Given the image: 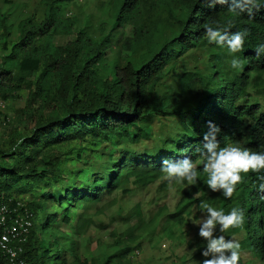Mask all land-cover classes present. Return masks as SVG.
<instances>
[{
  "label": "trees",
  "instance_id": "trees-1",
  "mask_svg": "<svg viewBox=\"0 0 264 264\" xmlns=\"http://www.w3.org/2000/svg\"><path fill=\"white\" fill-rule=\"evenodd\" d=\"M71 1L39 0L41 16L31 14L19 21L14 40L0 13V102H12L26 92L23 106L11 110L12 116L0 111V204L12 209L20 202L30 213L31 226L19 256L25 264H67L60 250L69 253L74 264H100L99 256L80 259L72 246L65 247L67 236L57 226L71 220L67 207L84 203L97 208L103 194H127V184L143 189L165 175L164 159L187 156L197 164V182L165 217L166 222L179 224L192 207L202 206L204 197L193 196L207 187L200 162L209 122L220 129L216 139L221 147L264 152V111L247 102L249 89L264 96V53L258 57L256 52L264 45V7L250 17L233 15L227 4L209 7L202 0H109L113 21L131 28L130 36L111 44L90 17L63 18ZM260 3L264 5V0ZM76 25L80 28L73 34ZM206 26L230 28L231 33L247 29L243 51L233 55L226 45L209 43ZM55 37L71 39L56 45ZM193 52L207 54L206 71L185 64ZM233 58L242 61V70L231 66ZM168 74L175 81L171 91L161 89ZM154 111L175 120L176 134L156 148L135 152L125 146L84 182L85 173L72 163L101 143L133 145L147 138V118ZM62 172L68 179H78L83 188L72 192L60 188ZM262 176L264 172L246 175L231 199L220 192L209 195V203L225 214L233 207L243 209V228L222 234L231 239L242 231L241 252L248 251L260 262H264V192L258 191ZM51 187L59 188L58 198ZM23 188L44 193L40 200H23L19 194ZM88 222L89 217L78 229ZM138 228L141 220L127 228L125 240L133 242ZM192 245L193 260L199 264L205 259L201 251L206 241L197 237ZM128 252L125 248L102 264H126ZM239 264L245 262L240 259Z\"/></svg>",
  "mask_w": 264,
  "mask_h": 264
},
{
  "label": "rangeland",
  "instance_id": "rangeland-1",
  "mask_svg": "<svg viewBox=\"0 0 264 264\" xmlns=\"http://www.w3.org/2000/svg\"><path fill=\"white\" fill-rule=\"evenodd\" d=\"M108 3L109 0H72L65 5L63 18L90 17L93 20L92 26L95 28L101 25L102 34L111 44H114L119 39L130 36L131 28L125 24L118 25L113 21L109 15ZM0 13L6 18L7 24L11 26L10 40H14L15 26L19 21L31 14L36 18L41 16L39 0H0ZM77 28L80 27L76 25L73 34L77 32ZM70 39L71 37H55L53 42L56 45H64ZM185 64L189 68L204 72L208 68L207 54L193 52L187 57ZM161 84L162 90L171 91L175 81L171 74H168L163 78ZM248 93L250 97L247 98V102L257 104L260 111H264V96L257 95L252 89H249ZM25 95L26 92L21 91L18 94V99L12 102H0V111H7L8 116H12L10 111L23 106ZM147 126L150 131L147 138L133 145H128L125 141H119L114 145L107 142L101 143L94 151L82 153L80 161H74L72 167L75 170L83 171L85 173V181H83L90 182L93 176H96L98 166L102 165L108 156L112 159L117 158L118 153L125 146L135 152L156 148L161 140L174 136L177 130L174 119L162 117L156 111L149 113ZM63 150L62 148L61 151ZM64 173L62 172L60 175L63 177L60 188H69L71 192L81 188L78 186V179H68ZM162 182L164 185L160 186ZM190 186L188 184L183 186L176 182L170 183L164 179V176L143 189H135L132 185L127 184V194L121 195L119 191L113 192L109 196L103 194L97 208L84 203H78L77 207L73 208L68 206L67 214L71 220L67 225L59 223L57 230L66 234L65 247L72 246L80 259L89 260L99 256L100 264L107 258H114L125 248L129 250L124 258L126 264H198L196 260H193L192 243L195 238L199 237V228L193 225V220L199 221L205 214L202 207L198 209L195 206L192 207L179 224L169 223L165 220L167 214L174 212L175 204ZM26 189L20 190V199L40 200V195L44 193L38 189H30L26 192ZM49 190L56 198L61 195L57 187H51ZM212 193L214 192L205 187L203 192H197L193 197L203 196L202 204L207 203L217 209V205L209 203V195ZM44 202V206L49 205L48 201ZM157 212L160 214L156 215ZM86 216L90 218V222L78 229L80 222L88 218ZM153 218L155 219L152 220ZM138 220L142 221V228L135 231L137 237L129 243L125 240L124 234L127 228L135 225ZM215 234L223 235L218 229ZM242 238V231L232 234L231 237L236 241ZM60 251L61 256L62 254L65 256L67 264H74L69 253ZM240 259L245 264H264V262L255 259L248 251H242Z\"/></svg>",
  "mask_w": 264,
  "mask_h": 264
},
{
  "label": "clouds",
  "instance_id": "clouds-1",
  "mask_svg": "<svg viewBox=\"0 0 264 264\" xmlns=\"http://www.w3.org/2000/svg\"><path fill=\"white\" fill-rule=\"evenodd\" d=\"M203 3L213 7L215 5H228V11L235 16L248 14L250 17L259 12L264 5L260 0H202ZM248 30L230 32V28L220 26L205 27V36L209 43L226 45L230 54L241 53L244 49L245 37ZM257 56L264 53V45L256 50ZM231 66L236 69L243 68L238 58H233ZM209 130L203 135L204 159L203 171L207 174V187L212 192H220L225 199H231L239 185L244 182V177L249 173L264 172V152H254L237 145L220 146L216 139L220 132L218 126L208 123ZM199 151V149L197 150ZM161 170L168 182L194 185L198 179L197 164L185 156L181 160L162 161ZM264 181V176L261 177ZM258 191L264 192V182L258 186ZM204 215L199 221L193 220V225L198 226V236L206 241V247L201 251L204 257L199 264H239L241 245L233 239H226L224 235H216L218 231L224 233L230 229L243 228L245 223L244 211L233 207L227 214L209 204H202Z\"/></svg>",
  "mask_w": 264,
  "mask_h": 264
},
{
  "label": "built area",
  "instance_id": "built-area-1",
  "mask_svg": "<svg viewBox=\"0 0 264 264\" xmlns=\"http://www.w3.org/2000/svg\"><path fill=\"white\" fill-rule=\"evenodd\" d=\"M30 226V213L20 202L12 209L0 204V264H25L19 256Z\"/></svg>",
  "mask_w": 264,
  "mask_h": 264
}]
</instances>
